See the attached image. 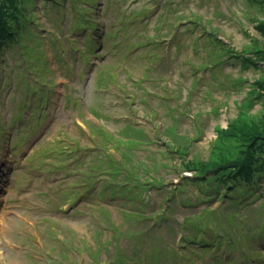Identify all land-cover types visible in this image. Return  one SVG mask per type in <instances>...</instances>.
Segmentation results:
<instances>
[{
  "label": "rangeland",
  "instance_id": "obj_1",
  "mask_svg": "<svg viewBox=\"0 0 264 264\" xmlns=\"http://www.w3.org/2000/svg\"><path fill=\"white\" fill-rule=\"evenodd\" d=\"M263 26L264 0H0V264H264ZM245 152L249 188L216 167Z\"/></svg>",
  "mask_w": 264,
  "mask_h": 264
},
{
  "label": "trees",
  "instance_id": "obj_2",
  "mask_svg": "<svg viewBox=\"0 0 264 264\" xmlns=\"http://www.w3.org/2000/svg\"><path fill=\"white\" fill-rule=\"evenodd\" d=\"M260 26L261 25H259L257 28L259 29ZM259 31L262 32V34L264 35V26ZM1 41L2 39L0 38V42ZM260 53H262V51H260ZM259 83L263 84L264 82L259 81ZM243 124L244 125L242 124L238 125L234 122L232 125H229L230 127L228 126L226 129L221 130L219 133L222 135V138H227L226 136H233L232 138H235L237 141L243 142L244 144H242L241 146H244L245 147L244 149H246V152H249L250 148L255 146L253 145V142L255 140H262L263 138L260 136V133L258 132V125H256L254 122L251 124H245V123ZM236 133L238 135H236ZM246 152L241 153L239 158L233 159V160L229 157H222V159L226 160L227 162H225V164L218 163L216 167H221L225 169V168H228L226 164L233 163L234 165L233 171L236 173L242 172V178L246 180L247 182L246 187L249 188V187H252L254 178H258L263 175L262 173L263 167L259 163H256L255 165L251 166L248 162H246L244 158V157H247ZM218 170L219 169L215 170L214 172H217ZM235 177L239 178L241 177V174H238ZM197 241H198L197 243H200L202 245L201 248H205L209 251L212 249V245L209 246L211 247L210 249H208V245L204 246L203 238L198 239ZM201 252H205V251L203 250ZM195 253L196 252L194 251V255ZM208 253L209 252H207L206 254Z\"/></svg>",
  "mask_w": 264,
  "mask_h": 264
},
{
  "label": "bare ground",
  "instance_id": "obj_3",
  "mask_svg": "<svg viewBox=\"0 0 264 264\" xmlns=\"http://www.w3.org/2000/svg\"><path fill=\"white\" fill-rule=\"evenodd\" d=\"M0 219H1V217H0Z\"/></svg>",
  "mask_w": 264,
  "mask_h": 264
}]
</instances>
